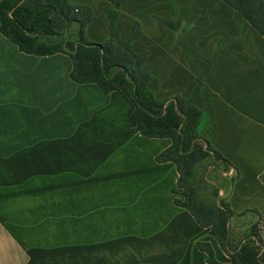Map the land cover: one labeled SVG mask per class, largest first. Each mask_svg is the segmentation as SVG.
Masks as SVG:
<instances>
[{
  "label": "crops",
  "instance_id": "1",
  "mask_svg": "<svg viewBox=\"0 0 264 264\" xmlns=\"http://www.w3.org/2000/svg\"><path fill=\"white\" fill-rule=\"evenodd\" d=\"M69 1L90 8L84 34L104 43L112 6ZM135 23L154 98L205 117L198 135L225 162L194 168L208 166L239 247L264 222V37L221 0H121L122 41ZM71 69L67 55H28L0 34V264H209L200 243L228 264L210 228L174 204L176 168L155 160L171 141L131 133L127 96L77 84Z\"/></svg>",
  "mask_w": 264,
  "mask_h": 264
},
{
  "label": "trees",
  "instance_id": "2",
  "mask_svg": "<svg viewBox=\"0 0 264 264\" xmlns=\"http://www.w3.org/2000/svg\"><path fill=\"white\" fill-rule=\"evenodd\" d=\"M112 6L105 12L108 20V37L102 44L86 40L84 28L90 23L89 7L72 5L69 0H0V34L18 50L38 57L57 53L71 59L70 78L77 84H96L104 94L123 92L133 105L132 119L135 122L131 133L147 138H167L171 145L155 157L156 162L172 163L178 173L177 188L181 199L174 204L186 209L194 220L218 242L229 257L228 264H264V253L260 258L251 246L258 236L253 233L245 243L231 249L228 246L227 221L231 215L225 204L221 210L201 209L191 201L187 181L196 163L212 156L220 162L224 159L200 138L198 129L204 122L203 113L188 101L176 96L157 101L147 87L152 74L143 70L146 54H135L131 41L140 34L139 25L132 26L131 36L122 41L115 25L121 0H103ZM234 9L262 37H264V0H221ZM79 12V13H78ZM72 22L79 24L78 38L68 40L63 32ZM173 29L170 21H160ZM257 229V225L253 227ZM264 233V222H263ZM198 248L205 252L209 264H218L208 244Z\"/></svg>",
  "mask_w": 264,
  "mask_h": 264
},
{
  "label": "rangeland",
  "instance_id": "3",
  "mask_svg": "<svg viewBox=\"0 0 264 264\" xmlns=\"http://www.w3.org/2000/svg\"><path fill=\"white\" fill-rule=\"evenodd\" d=\"M79 13V12H78ZM173 27L179 26V22L172 23ZM181 25V24H180ZM79 24L77 22H72L68 25L67 29L63 32V36L68 40H75L78 38ZM85 36V34H84ZM86 40L89 39L85 36ZM91 42V41H89ZM95 43V42H92ZM208 172V166L193 168L191 176L187 181V186L189 191L191 192V201L195 207L201 209V213L199 214L200 218H203V213L205 210L218 208V211L221 210L222 202L219 201V197H217V190L214 189L207 183L206 174ZM180 192V190L178 189ZM178 193V192H176ZM178 196V195H177ZM180 196V195H179ZM179 199L183 200L180 196ZM255 233L258 238L256 242L251 243V246L255 253L261 258L264 253V233L262 228H257L254 230L253 228L250 230V235ZM245 243V241L243 242ZM242 243V244H243Z\"/></svg>",
  "mask_w": 264,
  "mask_h": 264
},
{
  "label": "built area",
  "instance_id": "4",
  "mask_svg": "<svg viewBox=\"0 0 264 264\" xmlns=\"http://www.w3.org/2000/svg\"><path fill=\"white\" fill-rule=\"evenodd\" d=\"M224 176H233L235 174L234 169L233 168H229L228 170H226L224 173H222ZM221 195V193H219V196ZM260 228V227H259Z\"/></svg>",
  "mask_w": 264,
  "mask_h": 264
}]
</instances>
